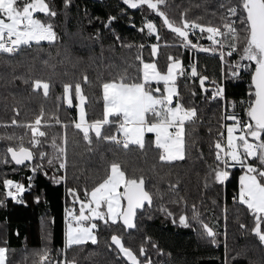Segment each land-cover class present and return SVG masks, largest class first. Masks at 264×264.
Masks as SVG:
<instances>
[{
  "label": "trees",
  "instance_id": "16d2710c",
  "mask_svg": "<svg viewBox=\"0 0 264 264\" xmlns=\"http://www.w3.org/2000/svg\"><path fill=\"white\" fill-rule=\"evenodd\" d=\"M47 2L57 15H35L52 25L57 35L55 42L42 41L11 56L0 55V246L7 250L5 264H42L44 249L48 250L46 260L51 264H63L65 259L68 264H131L112 244L113 235L120 237L139 264H147L148 260L151 264H264V244L253 232L255 217L235 198L241 167H229V178L222 184L215 181L211 171L217 166L214 144L223 132L219 123L225 122V114L249 119L248 105L242 99L249 96L255 65L236 67L248 64L241 60L247 33L240 31L236 40L231 34L226 38L217 36L224 44L222 49L207 44L208 51H201L200 46L192 45L205 44L206 32L199 28L187 30L190 43L185 47L182 39L146 5L132 9L123 0ZM238 3L239 0H167L160 10L177 26L186 19L227 31L222 27L229 19L227 9ZM231 19L236 20L237 29H242L237 18ZM148 22L154 23L155 33L149 34L145 27ZM154 41L157 53L152 56L148 43ZM232 43L239 50L228 55V45ZM137 56L153 61L159 72L164 71L170 57L179 61L182 72H175L173 102L196 110L194 120L186 124L183 160L161 162L160 150L152 143H147L144 150L133 146L125 152L116 144L96 140L93 134L89 145L74 127V106L57 101L64 84L80 82L89 98L86 120L102 119L100 85L117 80L125 72L132 78L140 76ZM193 67L196 76L190 74ZM85 75L90 83H84ZM37 79L52 84L49 98H44L42 89L33 91V81ZM151 87L160 90L155 94H161V82H152ZM217 88L222 94L214 97L211 92ZM74 101L73 91V105ZM42 106L44 119L52 126L42 129L47 137L33 147L30 130L12 125V121L15 119L18 125L34 122ZM53 116L61 124H56ZM115 131L114 126H105L106 135ZM53 138L65 152L49 165L48 159L58 155L51 146ZM151 138L146 133V141L151 142ZM21 145L33 152L34 159L17 165L7 149L18 150ZM40 152L46 153V158L42 159ZM116 159L128 177L144 178L145 189L152 196L151 205L146 202L136 210L135 226L130 229L122 220L116 224L95 221L97 243L74 245L65 252L60 207L78 211L69 189L85 200V190L100 183ZM61 162L66 165L63 169L59 168ZM5 179L23 185L24 191L16 194L18 202L8 197ZM180 216L186 217V224L180 223ZM204 225L213 231L214 238L207 236ZM261 227L264 230V220ZM141 248L145 250L143 256Z\"/></svg>",
  "mask_w": 264,
  "mask_h": 264
},
{
  "label": "snow or ice",
  "instance_id": "6c2138e0",
  "mask_svg": "<svg viewBox=\"0 0 264 264\" xmlns=\"http://www.w3.org/2000/svg\"><path fill=\"white\" fill-rule=\"evenodd\" d=\"M65 2L67 3V0ZM123 3L132 9L146 5L148 9L162 18L163 24L168 29L182 39L185 47L190 43L187 31L189 28H199L201 32L209 33L208 39L221 49L224 44L222 40H217L216 36L226 38L231 34L232 39L236 40L240 31L247 33V43L243 48L241 60L248 61V64H237L236 67L255 65L246 109L249 119L242 121L236 115H225V120H231L234 123L225 126L226 143L224 134L221 133L214 144L217 166L211 171L215 181L222 184L229 178V167L239 165L244 170V174L239 177L238 201L246 205L249 212L255 217L253 232L264 244V230L261 227V221L264 220V0H239L237 5L229 7L227 9L229 19L222 26L227 31H222L221 27L217 26L205 27L186 19L182 26L175 25L168 19L166 13L160 10V6L165 5L167 0H155V2L153 0H123ZM36 13L47 17L57 15L50 8L47 0H0V17H3L0 18V55L11 56L23 47L30 48L33 44L40 45L42 41L55 42L57 35L53 31L52 25L37 18ZM233 17L239 20L243 26L242 29L235 27L236 20L231 19ZM145 27L149 34L156 32L154 23L148 22ZM192 47H197V45H192ZM228 47L231 49L228 55L239 50L235 43L229 44ZM200 50L208 51L204 48ZM156 53L157 47L153 45L152 54L155 56ZM221 56L223 57V52H221ZM136 59L140 60L143 66L142 79L140 76L132 78L125 72L117 80L103 82L100 85L103 100L102 119L92 122L86 120L88 115L86 107L89 104V98L84 94L80 82H76L74 85L64 84L63 94L57 97V101L66 102L68 107H73L74 91V98L77 101L75 107L79 113V122H76L74 127L83 134L84 141L89 145L92 144L93 134L96 140L116 144L125 152L133 146L144 150L147 143H152L156 149L160 150L159 160L161 162L171 163L183 160L187 149L186 124L194 120L196 110L194 108L186 109L180 102H176L175 106H172L175 89L168 87V83L174 80V71L180 69L179 61L170 63L167 75H161L154 63H145L139 56ZM169 59L172 60L171 57ZM180 71L182 72V69ZM196 75L193 67L192 76ZM153 81H163L166 94L156 95L155 93L160 90H153L151 87ZM27 82L25 81V83ZM84 83H90L86 75ZM201 85L203 86V78H201ZM41 89L44 98L47 99L50 97L52 84L39 79L33 81V91ZM221 94L222 90L217 88L214 97ZM44 117L45 111L42 106L40 114L34 122L18 125V122L13 119L12 125L23 126L30 130L32 137L30 143L36 147L43 142L41 138L47 137V133L42 129L52 126ZM51 118L55 119L56 124H61L57 117ZM105 126H114L115 133L106 135ZM64 127L68 126L64 125ZM146 133L154 134V141L147 142ZM237 133L239 134L237 135ZM51 146L57 149L58 155L48 159L49 165L53 164L54 160L59 159V155L65 152L64 148L57 146L55 138H53ZM7 153L11 155L17 165H23L26 161L34 159L33 152L22 145L18 150L8 147ZM39 155L42 159L46 158L44 152H40ZM250 160L258 161L259 166L250 163ZM65 166L63 162L59 164L61 169ZM4 186L8 189V197L18 202L16 194L24 191L23 185L14 184L13 181L5 179ZM13 188L15 193L12 191ZM69 194L73 197L74 204L80 203V208L78 214L66 210L65 252L74 245H83L89 241L96 244L97 237L94 235V230L97 229L95 223L97 220L104 221L105 224L108 221L116 224L118 220H122L126 228H133L136 210L142 209L146 202L148 205L152 203V196L145 189L144 178L142 176L139 179L128 177L118 159L110 163L106 178L102 182L95 186L90 193L85 190L86 200H80L73 189H69ZM179 220L181 224H186L185 216H180ZM203 227L207 236L214 238L213 231L207 225ZM111 242L119 249L120 253L131 261V264H139L137 257L122 244L120 237L113 235ZM6 251L5 248L0 247V264L6 262ZM144 253L145 250L141 248V256ZM47 255L48 250L44 249L42 264H51V261L43 259ZM56 264H61V262L57 261ZM63 264H68V261L65 259ZM147 264H151V260H148Z\"/></svg>",
  "mask_w": 264,
  "mask_h": 264
},
{
  "label": "rangeland",
  "instance_id": "374dc122",
  "mask_svg": "<svg viewBox=\"0 0 264 264\" xmlns=\"http://www.w3.org/2000/svg\"><path fill=\"white\" fill-rule=\"evenodd\" d=\"M0 18H3V17H0ZM184 21V20H183ZM199 24V23H198ZM200 25H203V26H205V27H207V26H215V25H211V24H200ZM190 29V28H189ZM188 29V30H189ZM198 29V28H197ZM197 31H199V30H197ZM206 36V39H207V41H206V43L205 44H199V45H197L198 47L200 46L201 48H204V49H208L209 48V46L210 45H207V44H213L212 43V41L210 40V39H208V36H209V33H207L206 32V34H205ZM215 38H217V36L215 37ZM247 43V42H246ZM246 43L243 45V48L246 46ZM148 45H149V49H150V53H151V51H152V47H153V45H155L156 47H157V42L156 41H154V42H149L148 43ZM214 45V44H213ZM242 51H243V49H242ZM242 51H241V55H242ZM144 61V60H143ZM148 61H150V62H152L153 63V61H151V60H148ZM169 62V61H168ZM167 62V63H168ZM166 63V64H167ZM171 63H173V61L171 62ZM169 66V65H168ZM168 66H167V68H166V70H165V72L163 73V74H161V75H167V69H168ZM177 71H179V69H177ZM177 71H175V72H177ZM176 74V73H175ZM175 74H174V76H175ZM190 74L192 75V70H190ZM140 77H142V76H140ZM173 81L174 80H171V81H169V83H168V87H170V88H173V89H175V85H174V83H173ZM162 83V92H161V94H156V95H164V94H166L165 93V84H164V82L162 81L161 82ZM214 93H215V91L213 92H211V95L213 94V96H214ZM174 94H175V92L173 93V96H174ZM101 96H102V92H101ZM77 103V101L75 100L74 101V124L76 123V122H79V113H78V110H77V108L75 107V104ZM176 103V102H175ZM175 103H173V107L175 106ZM100 113H101V116H102V113H103V100H102V102H101V107H100ZM225 115H230V113L229 114H225ZM247 120V119H246ZM224 121V120H223ZM223 121L221 122V123H219V125L221 126V127H223V134H224V137H225V143H226V138H227V131H226V125H232L234 122L233 121H231V120H225V122L223 123ZM239 133H237V135H238ZM154 134H152V138H151V142L152 141H154ZM250 163H252V164H254V165H258V161H255V160H250L249 161ZM244 174V170L242 169V171H241V173H240V176L241 175H243ZM239 176V177H240ZM106 178V177H105ZM102 182V181H101ZM99 184V183H98ZM97 184V185H98ZM97 185H95V186H97ZM95 186H93L90 190H92ZM239 189H240V183H239ZM122 190V189H121ZM90 198V197H89ZM82 201H84V200H82ZM78 208H80V203L78 202ZM66 208H65V211L63 210V215H64V217H63V226H62V243H63V245H65V230H66ZM105 211H106V209H104ZM43 258H45V257H43ZM41 259V258H40ZM42 260V259H41Z\"/></svg>",
  "mask_w": 264,
  "mask_h": 264
},
{
  "label": "crops",
  "instance_id": "0c3cea01",
  "mask_svg": "<svg viewBox=\"0 0 264 264\" xmlns=\"http://www.w3.org/2000/svg\"><path fill=\"white\" fill-rule=\"evenodd\" d=\"M151 55L152 56H154L153 54H152V51H151ZM174 62V61H178L177 59H172V60H169V62L166 64V66H165V69H164V71H162V72H160L161 74H163L164 72H165V70H166V68H167V66L171 63V62ZM143 62H145V63H152V62H150V61H143ZM142 71H143V66H142V64L140 63V76H142ZM176 71V70H175ZM175 71H174V74H175ZM141 79H142V77H141ZM153 82H157V81H153ZM159 82H162V81H159ZM101 92H102V89H101ZM173 103H175V102H173ZM74 123V122H73ZM152 135V134H151ZM239 176H240V173H239V175H238V186H237V191H236V195H235V198H236V200L238 201V196H239ZM91 189V188H90ZM88 190V193H90L91 192V190ZM12 191H14V188L12 189ZM86 200V199H85ZM77 205H78V202H77ZM79 206V205H78ZM77 206V207H78ZM65 208H66V206H62L61 205V207H60V209H61V221H62V224H63V217H64V215H63V210L65 211ZM67 209V208H66ZM68 210V209H67ZM78 212H79V208H78V211H77V213L76 214H78ZM63 226V225H62ZM61 236H63L62 234H61ZM63 244V243H62ZM1 247V246H0ZM43 259H45V258H43Z\"/></svg>",
  "mask_w": 264,
  "mask_h": 264
},
{
  "label": "built area",
  "instance_id": "2783aa9c",
  "mask_svg": "<svg viewBox=\"0 0 264 264\" xmlns=\"http://www.w3.org/2000/svg\"><path fill=\"white\" fill-rule=\"evenodd\" d=\"M249 93V92H248ZM248 101H249V96H247L246 98L242 99V103L244 105H248ZM246 108V107H245ZM242 121H246V120H242ZM16 184V183H15ZM45 259H47V256L45 257Z\"/></svg>",
  "mask_w": 264,
  "mask_h": 264
},
{
  "label": "water",
  "instance_id": "95a60500",
  "mask_svg": "<svg viewBox=\"0 0 264 264\" xmlns=\"http://www.w3.org/2000/svg\"><path fill=\"white\" fill-rule=\"evenodd\" d=\"M254 69H255V66H254V68H253V70H252V74H253V72H254ZM252 74H251V76H252Z\"/></svg>",
  "mask_w": 264,
  "mask_h": 264
}]
</instances>
